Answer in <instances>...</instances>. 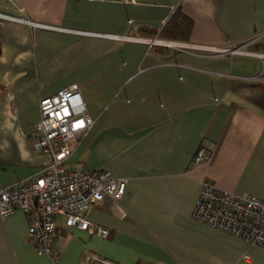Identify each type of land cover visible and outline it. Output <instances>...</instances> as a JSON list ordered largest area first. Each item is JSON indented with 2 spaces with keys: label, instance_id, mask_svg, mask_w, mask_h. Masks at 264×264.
I'll use <instances>...</instances> for the list:
<instances>
[{
  "label": "crops",
  "instance_id": "1",
  "mask_svg": "<svg viewBox=\"0 0 264 264\" xmlns=\"http://www.w3.org/2000/svg\"><path fill=\"white\" fill-rule=\"evenodd\" d=\"M177 8L193 19L189 40L161 35ZM0 10L125 36L0 17V182L41 170L26 130L43 97L73 84L95 120L65 166L127 179L119 202L87 211L107 238L56 216L59 261L36 253L24 211L0 215V264H264L263 247L193 214L205 179L264 194V0H0ZM251 38L253 54L223 50ZM204 142L210 155L193 161Z\"/></svg>",
  "mask_w": 264,
  "mask_h": 264
},
{
  "label": "built area",
  "instance_id": "2",
  "mask_svg": "<svg viewBox=\"0 0 264 264\" xmlns=\"http://www.w3.org/2000/svg\"><path fill=\"white\" fill-rule=\"evenodd\" d=\"M0 17L27 22L36 27L100 34L114 39L125 37L114 33L55 27L1 10ZM230 50L231 48L224 49ZM40 112V120L26 130V135L32 139L34 148L45 155L46 162L35 176L9 185L0 182V215L7 217L17 210L24 211L28 219V239L34 245L36 253L59 261L60 254L53 250L51 244L52 235L57 228L56 216L63 214L66 225L77 226L107 238L110 229L90 221L87 211L107 198L119 202L125 193L127 179L116 177L106 169L65 166L74 146L95 120L85 108L82 92L77 84L43 97ZM209 155V147L205 142L201 143L193 161L204 160ZM193 214L197 219L226 229L251 244L264 248V194H237L219 187L211 179H205ZM94 260L98 264H120L100 256H95Z\"/></svg>",
  "mask_w": 264,
  "mask_h": 264
},
{
  "label": "trees",
  "instance_id": "3",
  "mask_svg": "<svg viewBox=\"0 0 264 264\" xmlns=\"http://www.w3.org/2000/svg\"><path fill=\"white\" fill-rule=\"evenodd\" d=\"M193 26V19L177 8L163 27L161 35L167 39L189 40Z\"/></svg>",
  "mask_w": 264,
  "mask_h": 264
},
{
  "label": "rangeland",
  "instance_id": "4",
  "mask_svg": "<svg viewBox=\"0 0 264 264\" xmlns=\"http://www.w3.org/2000/svg\"><path fill=\"white\" fill-rule=\"evenodd\" d=\"M256 39H248L246 41H243L241 43H237L235 46H232L231 50L229 51V54L233 53V54H253L255 50V46L256 45ZM152 45L158 43V40L157 39H154V40H150L149 41ZM168 43V42H167ZM162 44V43H160ZM164 44V43H163ZM169 45V44H167ZM175 46V45H174ZM176 46L177 47H180V48H185L186 45H184L182 42H178L176 43ZM212 50V51H211ZM217 50L216 48H211L210 49V52H213ZM224 50V49H223ZM235 50V52H234ZM222 51V50H221ZM257 52V51H256ZM259 54V53H258ZM261 54H264V52H261ZM237 57V56H236ZM264 57V56H263ZM237 59H240V56L237 57Z\"/></svg>",
  "mask_w": 264,
  "mask_h": 264
}]
</instances>
